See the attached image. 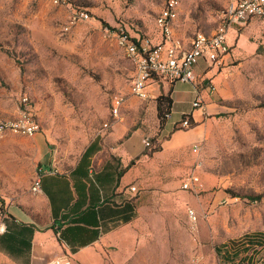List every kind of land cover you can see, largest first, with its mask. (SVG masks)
<instances>
[{
  "label": "rangeland",
  "instance_id": "obj_1",
  "mask_svg": "<svg viewBox=\"0 0 264 264\" xmlns=\"http://www.w3.org/2000/svg\"><path fill=\"white\" fill-rule=\"evenodd\" d=\"M229 1L180 0L176 33L185 39L198 31L210 33L222 21ZM165 2L0 0V121L16 117L27 95L42 124L34 136L0 134L3 208L14 203L35 212L46 225V208L33 205L37 194L31 185L48 159L57 167L72 168L92 142H101L99 155L110 157L113 131L125 137L140 128L146 133L143 142L146 138L151 143L144 142L150 156L139 167L144 175L132 180L125 194L136 207L133 220L114 238L85 252L82 261L69 258V264H228L217 246L264 232V15L242 28L231 27L227 34L232 59L223 77L232 76L230 86L222 84L218 91L214 81L205 98V105L226 107L209 114L205 106L200 111L208 121L203 138L164 153L155 150L161 147L158 138L165 126L160 127L153 99L130 94L133 64L108 30L123 29L157 43L161 33L156 17ZM73 8L86 10L89 19L67 29ZM260 46L263 53L258 52ZM205 86L198 84V89ZM224 88L233 96L221 94ZM173 89L177 103L171 123L183 118L178 112L188 109L194 96L193 86L181 82L162 93ZM116 96L125 99L118 117L113 113ZM179 120L173 130L186 131L196 124L194 120L192 127L181 128ZM141 138L136 132L128 144L139 147ZM190 174L200 178L197 189L182 188ZM133 176L130 170L125 180ZM133 184L135 191L130 189ZM254 246L251 264H264V248ZM0 264L17 263L0 255Z\"/></svg>",
  "mask_w": 264,
  "mask_h": 264
},
{
  "label": "crops",
  "instance_id": "obj_2",
  "mask_svg": "<svg viewBox=\"0 0 264 264\" xmlns=\"http://www.w3.org/2000/svg\"><path fill=\"white\" fill-rule=\"evenodd\" d=\"M231 59L230 53L226 63L228 64ZM225 68L226 66L220 72L215 70L208 72L213 83L215 81L218 91L222 84L230 86L228 81L232 76L225 80L223 77ZM206 69V63L201 61L197 70L200 77ZM192 92L194 99L196 92L194 89ZM225 92L229 96L234 94L226 88L220 93L224 95ZM158 96L157 93L151 97L154 106ZM171 96L174 99L172 113L161 133L162 138H158L161 151L164 153L176 151L186 142L190 145L201 140L208 124V121L201 118L202 109L193 108L192 99L190 107L179 111L178 114L180 116L184 113L192 114L196 124L186 131L173 130L174 123L181 117L170 122L177 103L174 89ZM205 106L209 114L226 107L218 103ZM136 132H140L142 137V144L139 147L133 143L128 144ZM145 134L140 128L125 137L121 136L119 131H113L110 148L113 151L111 156L114 158L101 157L99 155L102 151L101 142H92L72 168L57 167L54 159H48L43 166L57 168L58 173L47 174L43 178L42 190L35 193L37 197L33 204L38 206L42 203L45 206L46 225H42L37 214L29 209H23L10 202L5 204V208L0 205V255L17 264H51L63 258L82 261L85 252L114 238L118 231L123 230L133 220L136 213V207L125 194L129 191L131 181L144 175V171L139 167L150 159L145 153L143 142ZM36 139L43 141L41 136ZM116 165L125 170L120 176ZM130 170H134V176L126 181V174ZM53 228L59 229L57 234Z\"/></svg>",
  "mask_w": 264,
  "mask_h": 264
},
{
  "label": "built area",
  "instance_id": "obj_3",
  "mask_svg": "<svg viewBox=\"0 0 264 264\" xmlns=\"http://www.w3.org/2000/svg\"><path fill=\"white\" fill-rule=\"evenodd\" d=\"M57 2L69 3L70 0H55ZM180 0H166L165 5L156 17V23L161 33V41L154 43L147 37L132 35L123 29L108 30L109 37L122 47L128 54L133 67L134 74L130 85V94L147 100L153 94H161L177 82L189 83L193 86L196 95L192 101L194 109L205 107V98L214 89L212 78L208 72L215 70L220 72L223 67L228 66L226 58L230 54V45L227 34L231 27L241 26L256 16L264 15V0H230L223 11L222 21L210 33L198 31L188 39L179 36L175 31V21L178 18ZM89 19L86 10L73 8L67 29L71 24ZM207 65L202 73V80H198L200 74L197 70L200 62ZM206 83L202 89L198 84ZM167 86V87H165ZM125 99L122 96L114 98L113 113L119 116L120 109ZM189 114V113H188ZM171 115H169L170 117ZM181 128L192 127L190 116L178 121ZM108 123L105 127H108ZM7 131L25 136H34L42 131V124L32 113L30 98L27 95L21 98V108L14 118L0 121V134ZM146 145H150L149 139H144ZM194 151L200 149L198 144L194 145ZM58 173L57 168L38 167L33 178L31 191L38 193L42 190L43 178L47 174ZM200 178L190 174L182 180V188L187 190L197 189ZM130 189L137 190L133 184ZM189 216L193 221L197 220L195 210H189ZM67 258L57 259L51 264H69Z\"/></svg>",
  "mask_w": 264,
  "mask_h": 264
},
{
  "label": "trees",
  "instance_id": "obj_4",
  "mask_svg": "<svg viewBox=\"0 0 264 264\" xmlns=\"http://www.w3.org/2000/svg\"><path fill=\"white\" fill-rule=\"evenodd\" d=\"M263 47L260 46L258 48L259 53H263ZM172 92V91H171ZM171 92L168 94L161 93L156 98V108H157V115L160 123V127L166 125L169 115L172 113L174 99L171 96ZM186 116H190L192 123H194V119L192 114L184 113L182 115L183 118ZM155 150H161V147H156ZM133 163V162H132ZM117 170L119 172V176L125 171L124 168L120 169L117 166ZM133 205V198H130ZM135 206V205H134ZM54 232L57 234L59 229L53 228ZM245 240L231 242V243H224L216 247L217 254L219 257L226 261L228 264H242L247 262V264H251L252 256L255 254L256 248L254 245H259L261 248H264V232H255L253 234H248ZM253 249L252 254H248L249 251Z\"/></svg>",
  "mask_w": 264,
  "mask_h": 264
}]
</instances>
